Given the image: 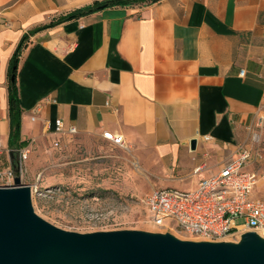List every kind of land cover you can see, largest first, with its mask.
Masks as SVG:
<instances>
[{
  "label": "crops",
  "instance_id": "1",
  "mask_svg": "<svg viewBox=\"0 0 264 264\" xmlns=\"http://www.w3.org/2000/svg\"><path fill=\"white\" fill-rule=\"evenodd\" d=\"M94 1L0 0L4 149L9 62L24 33ZM21 50V141L40 139L55 118L92 144L106 141L104 131L121 133L153 188L198 183L217 171L264 111V0H142L102 8L36 31ZM201 163L208 168L195 173Z\"/></svg>",
  "mask_w": 264,
  "mask_h": 264
},
{
  "label": "rangeland",
  "instance_id": "2",
  "mask_svg": "<svg viewBox=\"0 0 264 264\" xmlns=\"http://www.w3.org/2000/svg\"><path fill=\"white\" fill-rule=\"evenodd\" d=\"M260 119L249 134L256 133L264 150V111ZM42 135L24 145L30 152L20 171L22 182L37 187L32 198L37 214L56 226L83 233L134 228L170 231L177 237L184 234L157 228L148 221L143 198L153 186L144 182L146 173L136 166L128 147L107 139L92 144L76 135L53 132L49 127L43 128ZM10 149L0 154L1 171L11 165ZM19 158L18 152L15 162ZM253 165L260 175L254 196L264 201V161ZM5 181L8 178L0 175V184ZM162 186L166 185L155 187ZM167 186L193 191L198 183ZM181 238L194 240L189 236Z\"/></svg>",
  "mask_w": 264,
  "mask_h": 264
},
{
  "label": "water",
  "instance_id": "3",
  "mask_svg": "<svg viewBox=\"0 0 264 264\" xmlns=\"http://www.w3.org/2000/svg\"><path fill=\"white\" fill-rule=\"evenodd\" d=\"M196 144L192 139L191 148ZM9 155L16 174L0 184V264H264V237L256 230L237 240L207 241L170 231L83 233L56 226L35 211L31 184L22 182L12 149Z\"/></svg>",
  "mask_w": 264,
  "mask_h": 264
},
{
  "label": "built area",
  "instance_id": "4",
  "mask_svg": "<svg viewBox=\"0 0 264 264\" xmlns=\"http://www.w3.org/2000/svg\"><path fill=\"white\" fill-rule=\"evenodd\" d=\"M244 73V70L240 72ZM41 111V104L35 114ZM36 119V115L32 117ZM49 128L66 136L77 134L75 125H66L62 118L48 120ZM243 142L237 143L232 157L220 163V167L207 177H201L198 186L191 190L176 187H155L143 198L149 222L157 228L176 229L193 239L207 241L236 240L247 230L264 234V201L254 196L259 182V172L253 165L264 161V150L256 133ZM103 137L114 145L125 147L123 134L104 131ZM205 141L211 136H205ZM0 142V154L3 152ZM28 147L19 150L20 171L29 157ZM208 166L201 163L195 173H202ZM13 165L1 171L10 183L14 181ZM33 194L37 187L31 184Z\"/></svg>",
  "mask_w": 264,
  "mask_h": 264
},
{
  "label": "trees",
  "instance_id": "5",
  "mask_svg": "<svg viewBox=\"0 0 264 264\" xmlns=\"http://www.w3.org/2000/svg\"><path fill=\"white\" fill-rule=\"evenodd\" d=\"M151 2H157V0H148ZM142 2V0H96L94 3L81 6L80 8L74 9L66 15L59 16L58 19L51 21V23L43 26L36 27L35 29L30 30L28 33H24L23 37L21 38L20 43L18 44L16 51L14 52L13 56L9 62V70H8V81H9V117H10V132L8 137L9 147L14 151V157L17 158V153L19 150L24 146L25 141H21V122H22V107H21V99L19 96V89L16 80V72L17 69L14 71L13 68L15 65L18 64L19 56L21 54V49L24 44L29 39L30 35L36 33V31L51 27V25L66 21L68 19H73L77 17H81L83 14L95 12L96 10L112 7V6H127L128 4ZM18 66V65H17ZM15 74V79L11 80V76ZM12 165V160L9 163Z\"/></svg>",
  "mask_w": 264,
  "mask_h": 264
},
{
  "label": "bare ground",
  "instance_id": "6",
  "mask_svg": "<svg viewBox=\"0 0 264 264\" xmlns=\"http://www.w3.org/2000/svg\"><path fill=\"white\" fill-rule=\"evenodd\" d=\"M254 192H255V190H254ZM260 235L264 237V234H260ZM180 236H181V237H188L189 235H187V234H180ZM189 237H190V236H189Z\"/></svg>",
  "mask_w": 264,
  "mask_h": 264
}]
</instances>
